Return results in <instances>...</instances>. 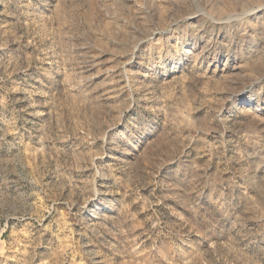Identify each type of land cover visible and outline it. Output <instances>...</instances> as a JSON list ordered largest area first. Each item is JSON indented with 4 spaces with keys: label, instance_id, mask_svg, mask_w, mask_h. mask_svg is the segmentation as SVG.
I'll return each mask as SVG.
<instances>
[{
    "label": "rangeland",
    "instance_id": "374dc122",
    "mask_svg": "<svg viewBox=\"0 0 264 264\" xmlns=\"http://www.w3.org/2000/svg\"><path fill=\"white\" fill-rule=\"evenodd\" d=\"M0 264H264V0H0Z\"/></svg>",
    "mask_w": 264,
    "mask_h": 264
},
{
    "label": "bare ground",
    "instance_id": "6f19581e",
    "mask_svg": "<svg viewBox=\"0 0 264 264\" xmlns=\"http://www.w3.org/2000/svg\"><path fill=\"white\" fill-rule=\"evenodd\" d=\"M237 106V105H236Z\"/></svg>",
    "mask_w": 264,
    "mask_h": 264
}]
</instances>
